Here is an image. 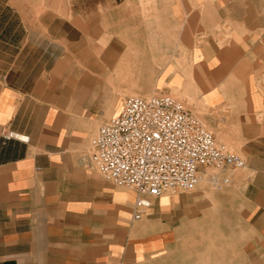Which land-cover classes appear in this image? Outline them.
Wrapping results in <instances>:
<instances>
[{
	"label": "crops",
	"instance_id": "crops-1",
	"mask_svg": "<svg viewBox=\"0 0 264 264\" xmlns=\"http://www.w3.org/2000/svg\"><path fill=\"white\" fill-rule=\"evenodd\" d=\"M23 5L0 0V264H264V0ZM6 9L46 12L42 68L21 61L35 40ZM134 92L176 93L235 140L246 168L220 173L240 192L235 227L182 193L135 220V190L91 165L90 113Z\"/></svg>",
	"mask_w": 264,
	"mask_h": 264
},
{
	"label": "built area",
	"instance_id": "built-area-1",
	"mask_svg": "<svg viewBox=\"0 0 264 264\" xmlns=\"http://www.w3.org/2000/svg\"><path fill=\"white\" fill-rule=\"evenodd\" d=\"M5 137L25 142L29 137L9 131ZM91 165L106 179L137 193L133 218L141 220L154 199L170 190H196L207 168L223 171L246 168L243 156L220 142L185 102L171 93L125 98L122 109L102 124L92 140Z\"/></svg>",
	"mask_w": 264,
	"mask_h": 264
},
{
	"label": "rangeland",
	"instance_id": "rangeland-1",
	"mask_svg": "<svg viewBox=\"0 0 264 264\" xmlns=\"http://www.w3.org/2000/svg\"><path fill=\"white\" fill-rule=\"evenodd\" d=\"M8 2L10 5H16L21 4V6H24L23 4L29 3V2H36L38 4L44 3L46 0H5ZM47 1H53L54 3H59L60 0H47ZM44 10H12V9H6L4 12L5 19L6 21L8 19H21L22 21V26L18 29L17 28V33L19 31L20 37L22 38V43L21 45L23 46V39L26 36H31L32 41L30 44L34 46V50L36 52V55H33L31 57L32 59H27V60H21L24 61V63H29L31 65H36L38 67L36 70L40 69L43 67V64L45 63L44 57H41V52L44 51L46 42L44 39L45 36V27H44V15H45ZM54 15L60 16L61 12L60 11H54ZM41 20V23H37V25L34 23L35 20ZM32 21V22H31ZM32 24V25H31ZM56 24V23H55ZM59 25V23H58ZM16 29L13 28L12 26L6 28V35L12 34L13 30ZM54 34L58 33V35H61L62 29L60 27H54ZM16 33V32H15ZM29 44V45H30ZM27 44V48L29 46ZM54 49L57 48V56L56 59H59L61 56V45L60 43H54L53 44ZM32 54V52H31ZM11 62V61H10ZM43 77V76H42ZM174 96L177 98L183 99L176 93H172ZM132 95H136L135 92ZM192 101L190 102V104ZM123 104V103H122ZM95 110L94 114H91V121L87 122L86 125H89L92 128V132L89 137V143H88V151H89V156L92 155L93 153V148H92V140L94 136L97 134L99 127L111 120L115 114V107H110V108H93ZM196 115L201 119L203 124L205 125L206 128H208L210 131L214 132L217 134L218 138L220 139L221 142L225 143L227 147L235 152L237 150L236 142L234 139L231 138H225L222 136L218 130H215L212 128V126L206 122L205 120V110L197 104V109H195ZM217 170L214 168H207L205 172L202 174V179L196 188V190L192 192H186V191H181V190H170L164 195L167 196V198L170 195H175L182 193L185 196L190 197V201H198L197 203H193L192 209H201L204 210V207L206 205H209V208H211L214 212L215 211H231L233 212L231 219H229L230 222V227L233 226L235 227V218H236V209H237V200H238V195H240V192H238L237 188L235 185H226L223 186L221 189L217 187ZM206 175V176H205ZM229 200L227 203L226 201ZM235 237V236H234ZM233 237V238H234Z\"/></svg>",
	"mask_w": 264,
	"mask_h": 264
},
{
	"label": "bare ground",
	"instance_id": "bare-ground-1",
	"mask_svg": "<svg viewBox=\"0 0 264 264\" xmlns=\"http://www.w3.org/2000/svg\"><path fill=\"white\" fill-rule=\"evenodd\" d=\"M119 114V113H118ZM206 176V175H205Z\"/></svg>",
	"mask_w": 264,
	"mask_h": 264
}]
</instances>
